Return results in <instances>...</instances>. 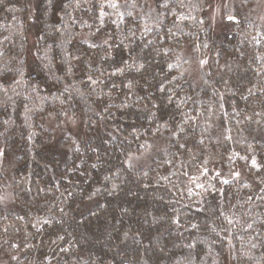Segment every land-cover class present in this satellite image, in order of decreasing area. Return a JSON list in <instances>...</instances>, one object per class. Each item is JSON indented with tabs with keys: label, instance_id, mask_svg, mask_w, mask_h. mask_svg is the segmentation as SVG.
Listing matches in <instances>:
<instances>
[{
	"label": "trees",
	"instance_id": "1",
	"mask_svg": "<svg viewBox=\"0 0 264 264\" xmlns=\"http://www.w3.org/2000/svg\"><path fill=\"white\" fill-rule=\"evenodd\" d=\"M208 2L0 0V264H264V23Z\"/></svg>",
	"mask_w": 264,
	"mask_h": 264
},
{
	"label": "rangeland",
	"instance_id": "2",
	"mask_svg": "<svg viewBox=\"0 0 264 264\" xmlns=\"http://www.w3.org/2000/svg\"><path fill=\"white\" fill-rule=\"evenodd\" d=\"M31 5H33L32 3L34 2V0H29ZM33 1V2H32ZM209 4H208V12H209V18L210 21L213 25V29L219 28L220 25L222 24V18L224 16V8L226 5L230 4V2L232 0H208ZM32 2V3H31ZM228 3V4H227ZM258 3V8H259V12L261 14V19L262 22L264 23V0H257ZM228 7V6H227ZM32 37L33 35L30 34L29 38H30V42H32ZM72 119H69L67 121H69V124L71 125V127L73 129H78L79 126V122L78 121H71ZM1 154V151H0ZM141 158V157H139ZM142 162V161H141ZM143 164V163H142ZM146 164V162L144 163V165ZM224 264H232V261L230 259H226Z\"/></svg>",
	"mask_w": 264,
	"mask_h": 264
}]
</instances>
